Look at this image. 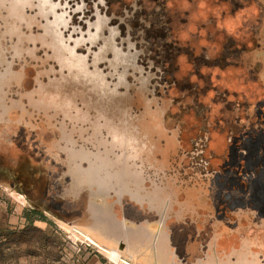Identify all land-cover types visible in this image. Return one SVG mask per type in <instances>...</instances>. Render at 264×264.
<instances>
[{
	"label": "rangeland",
	"instance_id": "374dc122",
	"mask_svg": "<svg viewBox=\"0 0 264 264\" xmlns=\"http://www.w3.org/2000/svg\"><path fill=\"white\" fill-rule=\"evenodd\" d=\"M99 7L97 2L87 0H0V264H114L106 252L96 255L93 245L82 243L81 240L85 238L78 230L58 225L45 215L44 220L33 219V223H29L26 218L33 208L42 210L47 207L40 202V196L49 182L52 187L59 182L58 178H48L53 169L46 154V145L51 135L48 128L54 124L51 122L53 109L70 107L72 101L69 97L85 92L83 86L81 91L80 88L76 89V84L86 79L79 66L85 47L78 45V41L81 42L83 38L77 34L72 36L70 30L64 27L66 21L63 19L69 15L75 16L73 12L84 8L85 13L70 19L78 26L89 20ZM109 11H113L112 4ZM124 40L129 45L132 42L130 35ZM139 53L144 60L146 52L141 50ZM143 68L151 72V67ZM174 71L179 76H187V82L191 85L201 84L199 94L198 89H194L197 92L193 90L187 96L186 92L181 94L173 87L168 95H164L160 72L151 74L153 81L146 87L144 83L139 86L145 90L146 96L155 98L159 104L170 106V117L166 119V125L170 130L176 129L182 140L175 153L170 148L173 150L170 151V170L184 173L186 179L194 178L195 184L198 180L196 173L207 172L208 167L214 166L209 161L211 156L221 155L222 159H226L227 154L222 145L224 136L219 132L216 137L212 133L214 140L207 139L204 143L200 142V146L196 145V139L204 132L196 128L199 126L194 111L196 99L206 104L215 100L212 105L215 108L214 115L225 122L230 117L229 111L225 110L229 109H224L221 101L214 99L216 96L213 88L219 87L221 92L226 91L229 94L228 101H233V94L244 89L242 85L246 86L243 100L257 96L262 89L252 78L249 77L248 83L245 80L241 82L239 77L229 71L217 77L213 70L202 68L199 75L197 70L193 73L187 64ZM204 84L212 90L203 88ZM73 101L76 106L77 102ZM257 107L253 106L252 109L256 110ZM201 115L205 117L210 113ZM224 172L225 169H222V175L219 176L226 181ZM204 183L207 187L212 182L208 178ZM215 193L208 192L210 196L203 193V199L207 203H216L219 214L213 215L207 222L202 220L194 224L185 221L181 229L193 231L197 235H219L232 227H241L245 232L249 229L245 228L247 222L261 219L255 211L237 209L231 213L230 220H220L223 217L222 206L236 200L243 203L247 200L243 199L244 195L231 193L225 188ZM181 252L172 255L161 249L152 251L146 247L140 252L138 263L210 262V259L196 256L191 251L182 252V261Z\"/></svg>",
	"mask_w": 264,
	"mask_h": 264
},
{
	"label": "crops",
	"instance_id": "0c3cea01",
	"mask_svg": "<svg viewBox=\"0 0 264 264\" xmlns=\"http://www.w3.org/2000/svg\"><path fill=\"white\" fill-rule=\"evenodd\" d=\"M80 63L86 79L76 89L85 92L71 95L70 107H55L48 128V178L59 179L42 192L40 202L57 204L46 213L49 219L78 230L96 255L106 252L113 261L139 264L148 247L172 255L191 251L210 259L205 264H264V243L257 238L240 237L232 246L231 235L180 228L185 221L207 222L214 212L203 199L207 190L170 170V151L178 144L165 122L168 106L145 90L133 94L127 81L114 84L84 57Z\"/></svg>",
	"mask_w": 264,
	"mask_h": 264
},
{
	"label": "flooded vegetation",
	"instance_id": "af4514ba",
	"mask_svg": "<svg viewBox=\"0 0 264 264\" xmlns=\"http://www.w3.org/2000/svg\"><path fill=\"white\" fill-rule=\"evenodd\" d=\"M87 1L97 2L101 8L78 26L70 19L85 13L84 8L73 12L75 16L64 17L66 22L63 25L72 36L82 35L83 39L78 41V45L85 47L82 55L90 66L106 71L114 84L127 81L133 94L142 92L139 86L142 83L153 81L151 74L154 72L162 75L164 95H168L173 87L181 94L186 92L187 96L194 89H198L199 94L201 84L191 85L187 82V76L175 74L174 70L177 68L178 71V67L185 64L191 67L193 73L197 70L199 75L202 68L213 70L217 77L229 71L241 82L245 80L248 83L250 77L259 84L262 90L250 100H243L245 85H242L245 90L233 94V101H228L226 91L222 93L221 88H213L214 99H219L224 109H229L225 110L230 113L225 122L214 115L212 105L215 100L208 103L209 106L198 99L194 102V111L199 119L196 128L204 131L196 139V145L200 146V142L204 143L207 139L214 140L219 132L224 136L222 145L227 152L226 159H222L221 155L211 156L209 161L214 166L205 167L207 172L196 173L198 184L195 183V186L211 194L225 188L231 193L244 195L246 202L236 200L222 206L224 210L220 220H230L231 213L237 209L255 211L261 219L247 222L245 228L249 229L245 232L241 227H232V231L225 234L232 236V246L239 245L235 240L240 237L257 238L264 243V0ZM111 4L113 11L110 12ZM129 35L132 40L130 45L124 40ZM141 50L146 52L144 60L140 58ZM144 66L151 67V72L145 71ZM206 84L203 88L212 90ZM164 98L168 100L167 96ZM256 105L259 107L252 109ZM169 107L166 119L170 117ZM206 112L210 115L202 117L201 114ZM172 132L180 145V134L176 129H169V133ZM222 169H225L226 181L219 176ZM208 178L212 183L206 187L203 184ZM44 205H47L45 209L32 210L47 216L46 213H54L57 209L54 200H48ZM211 207L213 215H218L217 204L212 203Z\"/></svg>",
	"mask_w": 264,
	"mask_h": 264
},
{
	"label": "trees",
	"instance_id": "16d2710c",
	"mask_svg": "<svg viewBox=\"0 0 264 264\" xmlns=\"http://www.w3.org/2000/svg\"><path fill=\"white\" fill-rule=\"evenodd\" d=\"M44 214L38 210H30L29 213L26 215V218L29 223H33V219L44 220Z\"/></svg>",
	"mask_w": 264,
	"mask_h": 264
},
{
	"label": "built area",
	"instance_id": "2783aa9c",
	"mask_svg": "<svg viewBox=\"0 0 264 264\" xmlns=\"http://www.w3.org/2000/svg\"><path fill=\"white\" fill-rule=\"evenodd\" d=\"M81 242L82 243H88V245H91V244H93V242H91L90 240H88V239H85V240H81ZM111 260V259H110ZM114 264H134V263H132L130 260H128V259H121V260H119V261H113V260H111Z\"/></svg>",
	"mask_w": 264,
	"mask_h": 264
},
{
	"label": "water",
	"instance_id": "95a60500",
	"mask_svg": "<svg viewBox=\"0 0 264 264\" xmlns=\"http://www.w3.org/2000/svg\"><path fill=\"white\" fill-rule=\"evenodd\" d=\"M119 250H120L121 252H123L124 247H123V246H120ZM183 254H184V253L181 252V255H180V256H181L180 259H181L182 261H184V260H183ZM202 257H203V256H201V258H202ZM129 260H130V259H129ZM130 261H131V260H130ZM132 263H133V262H132ZM184 263H186V262H184ZM134 264H135V263H134Z\"/></svg>",
	"mask_w": 264,
	"mask_h": 264
}]
</instances>
